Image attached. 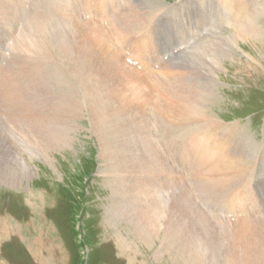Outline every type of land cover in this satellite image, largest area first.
I'll list each match as a JSON object with an SVG mask.
<instances>
[{
  "label": "bare ground",
  "instance_id": "1",
  "mask_svg": "<svg viewBox=\"0 0 264 264\" xmlns=\"http://www.w3.org/2000/svg\"><path fill=\"white\" fill-rule=\"evenodd\" d=\"M28 1L41 9H54L60 23L53 29L38 31L39 42L22 36L17 40L18 52L31 51L30 62L19 60L13 64L9 48L13 40L0 49V96L12 82L18 86L13 92L5 91V95L16 101L24 121L0 120V124L9 129L22 126L28 136L23 142L24 151L32 156L38 153L48 163L49 153L73 140L78 127L75 118L87 115L100 144V157L106 160L105 176L112 201L107 218L119 224L125 222L144 244L158 238L162 246L173 238L177 242L171 249L174 257L187 261L193 252L190 248L199 242L196 237L200 230L195 221L199 217L227 221L207 215L197 204L189 188V168H195L196 178L209 177L201 169L218 175L216 182L224 186L229 200L239 197L236 184L245 193L249 189V172L244 173L249 167L239 163L249 148V138L243 136L241 141L234 127L208 115L212 111L208 99L217 88L214 77L221 69L218 54L212 53L208 61L188 70L175 69L162 60L156 44L149 42L154 41L151 27L164 12L175 11L176 5L157 8L145 4L146 8L135 0ZM197 1L204 5L205 0ZM215 1L227 9L236 24L247 13L248 0ZM21 2L0 0V17L7 13V6ZM1 20L9 19L3 16ZM261 33L264 29L253 23L249 34ZM130 35L139 37V42H131ZM218 36L214 33L212 39ZM232 44L234 47L221 56L223 61L239 50L236 41ZM50 45L60 55L50 50ZM131 46L142 53L140 58L133 56ZM153 48L155 56L157 51L160 56L158 63L152 59ZM152 63H157L159 69H153ZM54 64L58 71H54ZM0 161L8 164L5 159ZM18 161L20 168L14 173L0 162V182L12 187L30 175L26 160L18 156ZM240 214L246 218L233 220L223 230L216 229L222 239L221 248L205 245L194 259L202 264H264V239L252 248L249 245V219L257 220L251 214L264 216V209L254 204ZM258 223L264 234V220ZM178 229V234L173 231ZM213 229L214 225L209 224L208 230ZM118 242L122 250H129L126 238L119 235ZM238 243L248 248L239 249ZM137 254L131 260H136Z\"/></svg>",
  "mask_w": 264,
  "mask_h": 264
},
{
  "label": "rangeland",
  "instance_id": "2",
  "mask_svg": "<svg viewBox=\"0 0 264 264\" xmlns=\"http://www.w3.org/2000/svg\"><path fill=\"white\" fill-rule=\"evenodd\" d=\"M134 2L143 7H146V4L148 7L155 5L157 8L171 7L181 2L180 9L187 8L190 3H199L197 0H135ZM203 4L196 7L203 13L187 11L186 15L192 20L190 28L209 21L208 24L199 28L192 37L178 40L168 46L161 45V51L158 50L162 55L178 44L184 45L192 40L201 30L211 29L209 35L200 39L188 51H184L182 60L179 53L169 63L175 69L188 70L208 61L212 58V53L218 54L221 69L216 70L214 79L217 88L208 99L207 106L212 110L208 111L209 118L219 119L228 127H234L239 133L240 140L243 136L252 138L249 139V148L245 150L239 162L245 168L249 167L244 172H249V189L245 193V189L236 184L239 187V197L236 199L227 198L224 186L216 182L219 176L215 173L201 169V173L208 174L209 177L201 175L196 178L195 168H189L188 178L190 176L194 178L193 182L188 180L189 188L195 194L197 204L207 215L228 220L216 222L199 217L194 223L200 230V235L196 237L199 242L194 243L190 248L193 250L190 259L187 261L176 259L174 252H171L172 245L177 246L173 238L162 246L158 238L153 239V243L147 240L144 244L129 231L125 222L119 224L107 218L106 212L112 201L111 188L105 176L106 160L100 157V144L91 131L87 115L82 119L75 118L78 127L72 134L73 140L68 146L54 149L49 153L48 163L38 153L32 156L24 151L26 148L23 142L28 136L22 126L17 125L9 129L7 125L1 123L0 160L5 159L8 164L5 161L0 162L6 163L10 169L8 170L14 173V170L20 168L18 161L20 156L26 160L30 175L12 187L7 186L6 182H0V264H129V259L131 260L135 253H138L137 258L131 260L132 264H202L194 259V256L204 251L205 245L214 249L216 245L220 247L222 239L216 229L223 230L225 226L231 225L233 220H242L243 218L237 219V217L245 207L250 208L256 204L264 209V178L257 174L256 168L250 167L255 161L259 166L262 159L260 156L264 155L262 148L264 33L260 36L249 34L253 23H256L260 30L264 29V0H248L245 6L247 13L237 24L227 9L216 4L215 0H205ZM212 6H214L213 10H217V15L209 20L211 15L204 12H211ZM7 9V13L3 16L9 20L4 21L1 20L3 16L0 17V49L6 46L9 40H13L9 46L13 54V64L19 60L30 62L33 58L31 51L18 52L15 49L17 40L22 36L38 41L36 34L38 31L59 26V14L54 9H41L28 0L7 6ZM176 25V21L173 20L158 26L162 43L175 37ZM182 33L186 34L187 30L184 29ZM214 33L219 34L218 39H212ZM211 41L217 44H211ZM233 41H236V46L241 49H235L233 55L223 61L221 56L227 49L234 47ZM27 44L31 45V42L27 41ZM49 49L60 55L55 46L50 45ZM154 53H156L155 48L152 49L151 54L153 61L158 63V51L156 56ZM136 62L140 63L138 60ZM157 63L152 64L157 65ZM53 69L58 71L55 64ZM192 79H195V76ZM200 83L202 84V80ZM17 87L12 82L3 90L4 95L0 96L2 121H23L16 101L11 96L5 95V91L13 92ZM63 97L65 95L61 98ZM254 115H257V118ZM255 123L260 126H256ZM42 144L44 145L45 142ZM261 169V175L264 176V168ZM252 188L256 193L254 199ZM225 216L227 219L221 218ZM209 224H213L215 230L210 232ZM249 226V245L252 248V244H258L264 239V234L258 219H249ZM173 231L179 233V229ZM116 234L128 240L129 250L126 248L122 250L118 242L119 235ZM211 239H214V243ZM237 247L243 250L248 248H244L242 243H238ZM158 251L160 256H157ZM219 259L218 257V261Z\"/></svg>",
  "mask_w": 264,
  "mask_h": 264
}]
</instances>
